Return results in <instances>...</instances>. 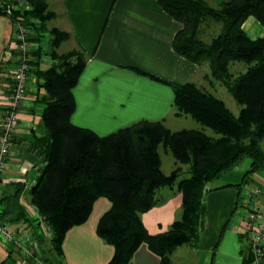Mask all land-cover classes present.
<instances>
[{"label": "trees", "instance_id": "1", "mask_svg": "<svg viewBox=\"0 0 264 264\" xmlns=\"http://www.w3.org/2000/svg\"><path fill=\"white\" fill-rule=\"evenodd\" d=\"M22 1L24 4H20ZM158 2L182 23L173 36L174 49L208 66L204 77L209 83L217 80L225 86L239 105L237 113L194 81L168 82L174 90L176 113L190 115L198 127L171 130L161 121L140 120L99 135L73 124L72 87L85 65L84 52L75 48L58 52L69 32L49 26L56 16L49 0H0V14L10 17L13 34L17 20L22 21L29 28V40L39 43L31 50V63L40 60L43 36H47L45 53L52 59L49 67L35 69L39 80L37 99L45 105L34 144L44 163L27 190L51 227L49 255H62L61 243L67 229L84 222L94 199L104 195L111 205L99 217L96 232L114 247L106 264H127L141 242L160 256L157 264H174L170 254L176 246L198 241L205 194L211 189L208 182L245 157L250 164L243 181L254 171H264V36L251 39L242 28L250 14L264 26V0H222L216 6L208 0ZM217 23V33L204 39L201 34L205 28ZM237 63L243 65L242 69L233 70ZM1 68L0 63V73ZM0 79L11 82L10 77ZM8 83L7 89L4 85L6 93ZM159 145L174 157L175 166L168 173L161 169ZM179 163L186 164L185 171ZM174 183L182 194L180 211L166 230L151 234L141 214L162 201L158 194L162 187ZM5 214L0 209V221H4ZM19 217L28 219L25 211L16 215ZM19 258L33 264L12 246L7 247L0 264H17ZM249 261L245 255L244 264Z\"/></svg>", "mask_w": 264, "mask_h": 264}, {"label": "crops", "instance_id": "2", "mask_svg": "<svg viewBox=\"0 0 264 264\" xmlns=\"http://www.w3.org/2000/svg\"><path fill=\"white\" fill-rule=\"evenodd\" d=\"M208 1L216 6L222 0ZM59 5L60 28L68 31L69 37L57 48L58 52L75 48L86 56L85 65L72 87L75 106L70 121L73 124L99 135L140 120L161 121L171 130L199 126L190 115L176 113L174 90L168 82L200 81L201 65L174 49L173 36L182 23L166 12L158 0H60ZM242 28L251 39L264 36V26L252 14L244 19ZM12 37L10 17L0 14V76L3 77H8L7 67L17 59L16 51L10 47ZM42 38L43 53L30 69L18 129L12 140V153L1 180L0 209L6 212L4 221L10 228L30 223L22 202L23 199L30 200L25 183L35 181L44 163L34 144L45 105L37 99L39 80L35 69H45L52 62L45 53L47 36ZM32 44L31 50L39 43ZM7 83L0 79V115L7 98L4 91ZM249 164V160H243L208 182L211 189L205 194L198 241L176 246L170 254L174 264H210L211 261L213 264H244L245 255L250 257L241 205L247 199L264 211V191L250 194L254 186L264 187V171H254L243 181ZM174 166L173 158L172 168ZM181 167L185 171L186 164ZM172 168L164 170L161 161L165 173ZM235 183L241 184L237 187L233 185ZM158 194L162 201L141 214L142 222L151 234L166 230L182 203L176 183L162 187ZM110 205V199L104 195L94 199L87 219L65 232L62 255L50 254L55 262L107 263L114 247L98 235L96 226ZM21 211H25L28 219L16 218ZM49 238L45 239L43 234L35 238L34 250L39 256L50 247ZM6 255L7 248L0 239V262ZM159 259L146 242H141L127 264H157ZM22 261L19 258L16 263Z\"/></svg>", "mask_w": 264, "mask_h": 264}, {"label": "built area", "instance_id": "3", "mask_svg": "<svg viewBox=\"0 0 264 264\" xmlns=\"http://www.w3.org/2000/svg\"><path fill=\"white\" fill-rule=\"evenodd\" d=\"M7 12L11 11L10 6ZM29 28L17 20L15 32L10 41V47L16 51V61L7 67L6 75L10 77L8 93L4 110L0 115V195L1 180L8 165V158L12 153V140L19 125V111L27 91V81L32 68V42L28 38ZM35 181L26 184V188ZM264 187L254 186L250 194H258ZM23 205L30 217V223L19 228H10L9 223L0 221V239L6 248L12 246L19 250L23 258H30L33 264H47L41 258L35 256V238L37 236L51 235V227L45 221L43 215L38 211L37 205L28 199H23ZM244 219L248 233V251L250 255L249 264H264V211L254 207L244 199L242 201ZM33 227V228H32Z\"/></svg>", "mask_w": 264, "mask_h": 264}, {"label": "rangeland", "instance_id": "4", "mask_svg": "<svg viewBox=\"0 0 264 264\" xmlns=\"http://www.w3.org/2000/svg\"><path fill=\"white\" fill-rule=\"evenodd\" d=\"M49 7L51 9H53L56 12V16L54 18H52L49 21V26L51 25H55V26H59L60 27V20L58 18L59 12L61 11L59 2L60 0H49ZM20 4H24V2L22 1ZM220 27V23H217L215 25H213L212 27H209L207 30L205 28V30L203 31V33L201 34V36L206 39L209 37V35H211L212 33H217L218 29ZM241 64L237 63L235 64L232 69H242ZM206 72H209V68L206 64L201 65V73H202V78H200V81L198 80L196 82L197 85L204 87L206 89H208L209 91H211L213 94H215L216 96L222 98L226 105L235 113L238 112V108L239 105L236 103V101L232 98V96L230 95V93L227 91V89L225 88V86L223 84H221L219 81L215 80L212 81V83H209V81L207 80V78L204 77V74ZM166 126V125H165ZM206 128V131L208 133H212V130L208 127H204ZM262 147L264 148V140L262 141ZM159 152H160V157H161V161H162V167L164 170L168 171L170 168H172V161L173 158L172 157V153L169 149H164L162 145H159ZM243 160H249V158L245 157L243 158L240 162H243ZM181 166L183 164L179 163ZM256 187H259L258 185ZM263 187V186H261ZM264 191V189H262L261 192L262 193ZM48 235H45V239H47ZM45 253L42 256H39L37 251L35 250V256L37 258H41V260L45 261L47 264H53L55 262L54 257H51L48 253V249H46L44 251ZM45 258H47V260H45ZM31 260V259H30ZM17 264H26L25 262H21V263H17Z\"/></svg>", "mask_w": 264, "mask_h": 264}]
</instances>
